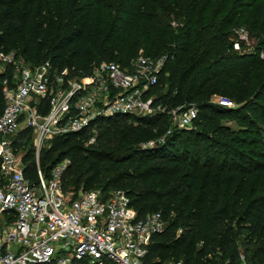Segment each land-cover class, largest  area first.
I'll return each mask as SVG.
<instances>
[{
	"label": "trees",
	"instance_id": "obj_1",
	"mask_svg": "<svg viewBox=\"0 0 264 264\" xmlns=\"http://www.w3.org/2000/svg\"><path fill=\"white\" fill-rule=\"evenodd\" d=\"M48 2L50 18L44 0H0L2 51H14L28 65L47 61L52 68H67L81 75L105 60L98 53L104 52L105 44L111 45L108 54L117 55L124 64L130 60L127 43L132 45V54L142 49L151 57L165 53L166 62L155 85L162 103L169 107L194 103L197 117L193 124L225 118L241 127L231 130L216 125L210 127V136L174 129L163 142L141 148L140 144L158 137L166 114L97 117L80 131L53 137L39 153L42 169L47 173L52 164L67 158L64 190H89L97 183L102 190L118 188L116 184L124 179L129 185L126 191L130 204L139 216L161 210L166 226L148 246L145 261L150 264L169 259L181 260L182 264H234V255L223 263L226 252H217L223 248L227 231L231 232L223 223L229 219L245 229L249 243L255 234H264V56H260L264 47L258 44L249 54H237L230 51L222 36L239 7L245 10V16H250L253 9L250 33L264 27V1L255 5L253 0H225L222 7H206L200 10L202 23L196 29L198 0H188L183 9L185 21L174 28L166 19L169 7H160L158 0ZM209 8L214 11L206 21ZM217 8L220 12L230 10L220 24H214ZM258 32L264 38V29ZM3 77L0 75V86ZM212 95L233 98L238 105L226 108L211 103ZM93 126L101 129L99 139L110 134L119 136L128 152L112 157L106 144H86ZM12 146L26 149L24 171L26 177L33 178L35 162L29 130L17 133ZM123 164L127 168L118 171ZM105 165L117 172L106 180ZM138 183L150 188L138 191ZM171 210H175V218L169 216ZM179 225L183 229L176 235ZM260 247L253 250V264H264V248Z\"/></svg>",
	"mask_w": 264,
	"mask_h": 264
},
{
	"label": "built area",
	"instance_id": "obj_2",
	"mask_svg": "<svg viewBox=\"0 0 264 264\" xmlns=\"http://www.w3.org/2000/svg\"><path fill=\"white\" fill-rule=\"evenodd\" d=\"M242 31L241 40L246 39ZM166 58L140 50L125 65L101 60L89 73L71 75L47 61L28 65L14 51L0 49V264L80 259L87 264H150L145 261L148 246L166 226L161 210L139 216L120 188L64 190L69 160L52 164L47 173L38 160L53 137L80 131L97 117L165 114L155 85ZM212 98L220 106H236L227 97ZM169 115L174 128L185 129L196 119L197 107L177 105ZM25 129L33 143V178L25 175V150L12 146L14 136ZM170 132L143 144L163 142ZM93 139L89 136L87 143ZM161 264L182 263L169 259Z\"/></svg>",
	"mask_w": 264,
	"mask_h": 264
},
{
	"label": "rangeland",
	"instance_id": "obj_3",
	"mask_svg": "<svg viewBox=\"0 0 264 264\" xmlns=\"http://www.w3.org/2000/svg\"><path fill=\"white\" fill-rule=\"evenodd\" d=\"M159 3L161 4L160 7H169L167 12L168 14L166 15V19L167 21L170 23V25L174 28L177 25H182V23H184L185 18H184V13H183V9L186 5H188V0H158ZM225 0H198V6L199 7L197 9V19L195 20V29L199 27V25L202 23V20L200 19L201 16V11L202 9H205L206 7H222L223 3ZM264 0H253L254 4L256 5L257 3H260ZM44 4H45V9H46V15H48V18H50V14L48 12L49 8L51 7V4H49L48 0H44ZM242 5H245V1L242 2ZM230 7V6H228ZM220 9V8H219ZM218 8L215 9V14L218 15V18L214 21V24H220L221 21L225 18V16L227 15L228 12H220ZM152 11L157 12L159 14V10L157 9H153ZM213 8H209L208 10H206V14H207V19L206 21L209 19V17L211 16V13L213 12ZM234 11L238 12L236 14V17L234 19V21L228 26L229 30H227V32L222 36L223 39L227 42V44L229 43L230 46V51H233L237 54H249L251 52H253L254 47L258 44L262 45L264 47V38L262 36V34L258 31H262L264 29V27H260L259 30L257 32H249V29L251 28V24H252V15H253V9L251 10V14L250 16H245V10L241 7L236 8ZM241 29L244 31H242V33H246V39L241 40L239 38V33L241 32ZM141 41H143V36H140ZM171 42V43H170ZM169 43L172 44V41H170ZM234 42H238L239 46L238 49H235L233 47ZM102 48H104V52L102 53L100 50L98 51L99 53V57L101 59H107V60H114L115 62L121 64V65H125L123 62V59L117 60L115 55L114 57H111V55L108 54V52L110 51L111 45L110 44H105ZM128 53V59H131L132 57H134L138 51H136L135 53H131V48L132 45L130 43L126 44L125 47ZM143 50V49H142ZM141 50V51H142ZM144 51V50H143ZM167 53V52H166ZM165 54V53H163ZM260 56H264L263 52H260ZM127 59V60H128ZM113 61V62H114ZM71 75H74L73 73L69 72ZM78 74V73H76ZM80 76V75H79ZM162 93H165V89L162 90ZM213 95L211 97H209V102H212L213 100ZM233 104H235L237 107V103L233 98H228ZM165 101V100H163ZM164 104V103H163ZM189 104V103H184ZM216 104V103H215ZM165 105V104H164ZM174 107V106H173ZM234 107V108H235ZM166 114V121L165 123L161 124L160 129H159V134L158 137H161L167 129H170L171 132L176 129L173 127V123L170 119V115L169 112L171 111V107L165 105L163 108ZM124 125V124H123ZM216 125L219 126H224V127H229L231 130H235L238 127H241L238 123H236L235 121L229 120V119H225V118H219V119H214V120H210V121H200V122H195L194 124L192 123L191 126H189L188 128H185L183 130H187V131H195L196 133H200L203 134V132L208 133V135L210 136L212 132V128L210 127H214ZM262 129V127H261ZM170 132V133H171ZM101 133V129L98 127L93 126L91 129L88 130V134H90V136H92L94 139L92 141V143H87L86 144H94V145H104L106 144V146L109 148V150L111 151V155L112 157H122L123 155H125L128 150L119 142L118 138L119 136L117 135H108V138L106 139H99L97 138L98 135ZM166 137V136H165ZM165 137L163 138V141L165 139ZM262 137L264 138V127L262 129ZM157 143V142H156ZM30 145L33 148V143H32V138L30 137ZM154 145V144H153ZM141 148H145V147H151L148 145H144V144H140L139 145ZM16 149H20V148H16ZM23 150L26 151V149L24 148ZM127 166L126 164H123L122 166H120V168L118 169V171H123L124 169H126ZM103 173L105 176L106 180L108 177H111V175H114L117 172H112L108 170V167L105 165L104 166ZM70 178H68L69 180ZM101 184L97 183L95 185V188L93 189H97V188H101L100 187ZM116 187L120 188V189H124V190H128L129 189V185L128 182L126 180H121L116 184ZM138 188V189H137ZM150 187L148 185H143L141 183H138V186H136V190L138 191H145L147 189H149ZM176 210V209H175ZM175 210H171L169 212V216H172L173 218L176 217V213ZM168 216V217H169ZM234 221L227 219L223 224H225L226 227V231L227 228H230L231 232L226 234V240L224 239V244H223V248H220L217 250V252H226V256L223 258V263H226L230 257V255H234L235 259H234V264H248V263H254V256L252 255L254 248L261 246L260 248L263 249L264 248V234H255L254 235V240L249 243L247 242V232L245 229L239 227L238 225H235L233 223ZM190 224V223H188ZM182 225H179L176 228V233L177 232H181L182 231ZM221 228L223 230L224 227L223 225L221 226ZM214 232V231H213ZM214 235V234H213ZM221 239V236L218 237V240ZM202 242H199L198 245H201ZM264 251V249L262 250ZM264 254V253H263ZM218 257H220V255L218 254Z\"/></svg>",
	"mask_w": 264,
	"mask_h": 264
},
{
	"label": "water",
	"instance_id": "obj_4",
	"mask_svg": "<svg viewBox=\"0 0 264 264\" xmlns=\"http://www.w3.org/2000/svg\"><path fill=\"white\" fill-rule=\"evenodd\" d=\"M71 190H73V189H71Z\"/></svg>",
	"mask_w": 264,
	"mask_h": 264
}]
</instances>
